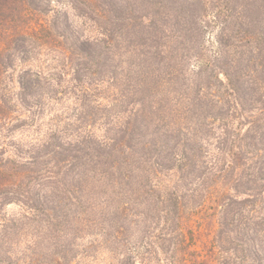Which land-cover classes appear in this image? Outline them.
<instances>
[{
  "label": "trees",
  "instance_id": "obj_1",
  "mask_svg": "<svg viewBox=\"0 0 264 264\" xmlns=\"http://www.w3.org/2000/svg\"><path fill=\"white\" fill-rule=\"evenodd\" d=\"M0 264H264V0H0Z\"/></svg>",
  "mask_w": 264,
  "mask_h": 264
},
{
  "label": "rangeland",
  "instance_id": "obj_2",
  "mask_svg": "<svg viewBox=\"0 0 264 264\" xmlns=\"http://www.w3.org/2000/svg\"><path fill=\"white\" fill-rule=\"evenodd\" d=\"M5 211L10 214L17 213L19 211V206L17 204H10L5 207ZM209 234L206 233V236L202 238L203 241H207L209 239Z\"/></svg>",
  "mask_w": 264,
  "mask_h": 264
}]
</instances>
